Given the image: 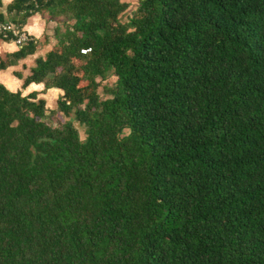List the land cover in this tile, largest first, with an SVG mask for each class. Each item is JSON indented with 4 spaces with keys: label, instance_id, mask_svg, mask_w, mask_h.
Here are the masks:
<instances>
[{
    "label": "trees",
    "instance_id": "16d2710c",
    "mask_svg": "<svg viewBox=\"0 0 264 264\" xmlns=\"http://www.w3.org/2000/svg\"><path fill=\"white\" fill-rule=\"evenodd\" d=\"M127 8H7L65 27L21 89L0 84V264H264V0H139L122 23ZM50 89L83 141L47 121Z\"/></svg>",
    "mask_w": 264,
    "mask_h": 264
},
{
    "label": "crops",
    "instance_id": "0c3cea01",
    "mask_svg": "<svg viewBox=\"0 0 264 264\" xmlns=\"http://www.w3.org/2000/svg\"><path fill=\"white\" fill-rule=\"evenodd\" d=\"M13 1L14 0H10V2H5V0H0V15H2L4 18V22L2 23H10L9 20L11 21V19L13 18L14 16L13 14L7 13V8ZM51 20L52 19L50 18L47 12L37 13L31 16L30 18H28L26 21V24L21 28L31 38L37 41L38 39L41 38V36L44 33L46 21H48L49 23H52ZM55 22H56L55 24V28H56L58 26L57 25L58 20H56ZM16 50L17 48L13 45L12 42H4L0 40V59L1 60L5 59L7 55L15 52ZM24 65H25V61L22 60V61H19L17 65L15 66L8 67L5 70H0V84H3L9 91H12V92H16L19 89H21V86L24 80L30 75V68L33 67V64H28L27 67L25 68H24ZM15 84L17 87L13 86ZM43 89H44L43 84L35 85L34 83H31L29 86H27L23 90V95L25 96L32 92H39V91L42 92ZM50 90L51 92L55 93V95H57L58 97L59 95H62V92L57 89H50Z\"/></svg>",
    "mask_w": 264,
    "mask_h": 264
},
{
    "label": "rangeland",
    "instance_id": "374dc122",
    "mask_svg": "<svg viewBox=\"0 0 264 264\" xmlns=\"http://www.w3.org/2000/svg\"><path fill=\"white\" fill-rule=\"evenodd\" d=\"M121 1L128 4V8L120 16V21L122 23H125V22H127L128 18L132 15V13L138 7V1L139 0H121ZM56 20H58L57 25L59 26L60 30L61 31L64 30L65 26L61 23L62 22L61 18L52 19L51 20L52 23H49L48 21H46V26H45V29H44V33L41 36V38L37 40L36 52H35L34 55L29 56V57H27L24 60L25 61L24 68L27 67L28 64H33V66H34V60L37 57H44L45 54L47 52H49L56 45V38L54 37V29H55V24H56L55 21ZM9 22L12 23L10 20H9ZM5 59H3V60H5ZM114 82H115V78L110 75L104 81H102L100 83V87L98 88L97 92H98L99 96L102 99L107 97V95L105 94L104 88L111 86L112 84H114ZM13 86L15 87L16 84L13 85ZM9 88H10V86H9ZM39 92H41V91H39ZM60 96L61 95H59V97ZM59 97L57 95H55V93L51 92V90H48L44 94L39 96V98L45 100V104H46L45 106H46V109H47V113L46 114H47V117H48L47 121L52 123V125L55 126V121H56L57 118H58V120H61V121H69L70 120L73 123V126L78 130V133H79V136H80V140L83 141L85 139V128L83 126H80L79 123L76 122L73 119L72 115L69 118H65L61 114H53V113H51L52 111L57 109V99Z\"/></svg>",
    "mask_w": 264,
    "mask_h": 264
},
{
    "label": "built area",
    "instance_id": "2783aa9c",
    "mask_svg": "<svg viewBox=\"0 0 264 264\" xmlns=\"http://www.w3.org/2000/svg\"><path fill=\"white\" fill-rule=\"evenodd\" d=\"M0 36L3 40L9 39L17 49L32 40V38L23 31L21 27L12 23H0ZM88 51L90 50H82L81 53H86Z\"/></svg>",
    "mask_w": 264,
    "mask_h": 264
},
{
    "label": "clouds",
    "instance_id": "9594fccd",
    "mask_svg": "<svg viewBox=\"0 0 264 264\" xmlns=\"http://www.w3.org/2000/svg\"><path fill=\"white\" fill-rule=\"evenodd\" d=\"M5 2H10V0H5Z\"/></svg>",
    "mask_w": 264,
    "mask_h": 264
}]
</instances>
